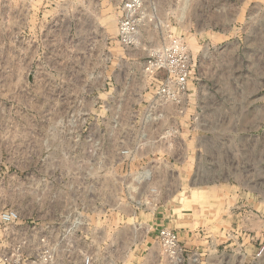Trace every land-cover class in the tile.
Wrapping results in <instances>:
<instances>
[{
	"label": "rangeland",
	"instance_id": "rangeland-1",
	"mask_svg": "<svg viewBox=\"0 0 264 264\" xmlns=\"http://www.w3.org/2000/svg\"><path fill=\"white\" fill-rule=\"evenodd\" d=\"M126 1L0 0V123L32 121L66 172L61 200L3 187L0 211L49 225L56 264H144L157 224L200 241L202 264H264V0H142L134 48L117 40ZM170 35L195 63L182 113L142 71ZM58 82L64 119L47 121ZM75 204L77 229L46 214ZM7 242L0 224V256Z\"/></svg>",
	"mask_w": 264,
	"mask_h": 264
},
{
	"label": "built area",
	"instance_id": "built-area-1",
	"mask_svg": "<svg viewBox=\"0 0 264 264\" xmlns=\"http://www.w3.org/2000/svg\"><path fill=\"white\" fill-rule=\"evenodd\" d=\"M142 0H127L122 7L118 25V43L127 48L137 47L141 22L144 19ZM54 71L55 68H49ZM145 75L153 78L152 98L160 104H169L183 112L187 102L188 81L194 74L195 63L185 44L176 36L170 35L159 48L149 52L142 67ZM62 84H53L52 94L45 100L56 101L57 106L44 110L43 118L60 122L63 120L61 102L65 94ZM57 89V91H56ZM62 111V112H61ZM3 113V111L1 112ZM0 123V198H4L1 189L8 188L12 196L26 200H61L64 195L65 165L51 170L49 148L43 139L44 131L31 121L21 133L16 134L14 118L8 128ZM44 130V128H43ZM16 134V135H15ZM14 136L21 138L14 145ZM19 174L26 175V193L19 192ZM5 194V193H4ZM79 196V195H78ZM48 216L71 217V225L76 229L81 226L80 217L85 214L79 204L71 207L48 210ZM87 214V213H86ZM0 224L6 232L7 248L0 256L1 264H56V251L48 235L49 225L43 228L24 221L17 209L8 208L0 211ZM157 241L166 258L173 264L196 262L197 255L180 240L178 232L168 227L157 230ZM264 246L257 254L262 255ZM80 264H93L92 257L85 254Z\"/></svg>",
	"mask_w": 264,
	"mask_h": 264
},
{
	"label": "crops",
	"instance_id": "crops-1",
	"mask_svg": "<svg viewBox=\"0 0 264 264\" xmlns=\"http://www.w3.org/2000/svg\"><path fill=\"white\" fill-rule=\"evenodd\" d=\"M53 68H55V70L53 72H55V71L60 72L61 71V68H58V67H53ZM194 76H195V72H194L193 76L191 77V79L188 81V93H189V84L191 83L193 85ZM29 201H36V200L33 199V200H29ZM29 222H33V224L38 225L37 223H35L34 219H32ZM159 228H161V227H158V224H157V226H152L150 228V232H152V234L155 236L156 240H157V230ZM178 234L180 236V240H181L182 244H184L191 251L195 252L197 255V261L196 262H188V263H184V264H202L201 254H199V253H201V249L203 247V244H201L200 241L198 242V240L192 239V237L189 234H182L181 232H178ZM157 244H158V241H157ZM159 247L160 246L158 244L156 246V248L151 250V252L149 253L148 256L144 257V264H173L170 261L167 262V260L162 257V255L160 254V251H159V249H160ZM116 261H118V260H116ZM117 264H120V262H117ZM127 264H132V260H129Z\"/></svg>",
	"mask_w": 264,
	"mask_h": 264
}]
</instances>
